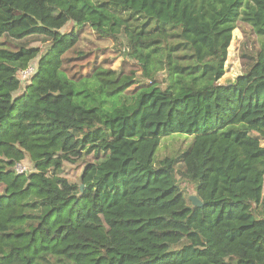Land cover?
<instances>
[{
	"label": "trees",
	"instance_id": "16d2710c",
	"mask_svg": "<svg viewBox=\"0 0 264 264\" xmlns=\"http://www.w3.org/2000/svg\"><path fill=\"white\" fill-rule=\"evenodd\" d=\"M85 29L128 67L80 66ZM262 142L264 0H0V264H264Z\"/></svg>",
	"mask_w": 264,
	"mask_h": 264
},
{
	"label": "rangeland",
	"instance_id": "374dc122",
	"mask_svg": "<svg viewBox=\"0 0 264 264\" xmlns=\"http://www.w3.org/2000/svg\"><path fill=\"white\" fill-rule=\"evenodd\" d=\"M73 24L69 23L64 28L60 30L61 33H65L69 30L70 27H72ZM238 27L232 32V39L230 46L228 48L227 52V60L225 63V74L220 80L221 83L233 81L241 72V66L239 62V45L241 41L244 40L245 34L248 35V37L251 39V41H254L255 48L259 46L257 43V36L254 34L248 25L238 24ZM81 38L83 39V45L84 50L88 53L92 52L91 56L86 60H80L78 59V63L80 66H86L88 63H92L96 57V54L100 57L98 60L102 59L103 57H106L110 61V67L111 69L117 70L120 67H124L126 69L128 66L123 65V58L118 54L119 49L115 51L113 48V43L110 42V40L106 42L98 41V38L92 33L88 32V29H85L84 32L81 34ZM34 47L41 48L42 43L36 42L33 44ZM112 52H115V54H112ZM38 60V59H37ZM35 66V63H32ZM139 74V73H138ZM19 79H23V75L19 74ZM30 83L29 78L23 80L21 83L22 88L26 86L27 83ZM23 91H17L13 95L15 97L21 95ZM192 142V138L188 137L187 135H168L161 138L159 148L157 149L155 153V159H160L166 155H170L175 153L179 149L187 148L190 146ZM262 145H264V142H262ZM82 163L77 162L75 164L71 163H65L63 168V176H65L69 181L76 182L78 179V176L82 172ZM17 171L18 173H32L34 172V168L31 163H29L28 160H25L21 162L19 165H17ZM181 188L183 189V195L185 198H189V196L195 194L194 193V186L188 185L185 183H180Z\"/></svg>",
	"mask_w": 264,
	"mask_h": 264
},
{
	"label": "built area",
	"instance_id": "2783aa9c",
	"mask_svg": "<svg viewBox=\"0 0 264 264\" xmlns=\"http://www.w3.org/2000/svg\"><path fill=\"white\" fill-rule=\"evenodd\" d=\"M35 69L36 67L32 64L31 66H29L25 71L20 72V75H23V79H20V81L22 82L25 79L31 80L32 76L35 73Z\"/></svg>",
	"mask_w": 264,
	"mask_h": 264
},
{
	"label": "water",
	"instance_id": "95a60500",
	"mask_svg": "<svg viewBox=\"0 0 264 264\" xmlns=\"http://www.w3.org/2000/svg\"><path fill=\"white\" fill-rule=\"evenodd\" d=\"M79 190H80V194H82L83 186H80ZM188 200L193 207H201L202 206L201 202L199 201V199L197 198V196L195 194L189 196Z\"/></svg>",
	"mask_w": 264,
	"mask_h": 264
}]
</instances>
